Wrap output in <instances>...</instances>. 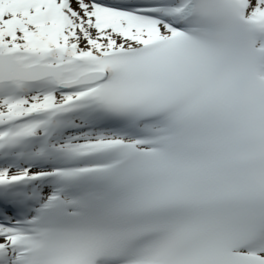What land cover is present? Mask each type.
<instances>
[{
    "label": "snow or ice",
    "instance_id": "obj_1",
    "mask_svg": "<svg viewBox=\"0 0 264 264\" xmlns=\"http://www.w3.org/2000/svg\"><path fill=\"white\" fill-rule=\"evenodd\" d=\"M0 264H264V0H0Z\"/></svg>",
    "mask_w": 264,
    "mask_h": 264
}]
</instances>
